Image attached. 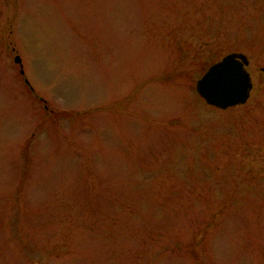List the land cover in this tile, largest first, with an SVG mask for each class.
Segmentation results:
<instances>
[{
  "label": "rangeland",
  "instance_id": "374dc122",
  "mask_svg": "<svg viewBox=\"0 0 264 264\" xmlns=\"http://www.w3.org/2000/svg\"><path fill=\"white\" fill-rule=\"evenodd\" d=\"M0 12V264H264V0ZM232 52L219 110L195 85Z\"/></svg>",
  "mask_w": 264,
  "mask_h": 264
},
{
  "label": "water",
  "instance_id": "95a60500",
  "mask_svg": "<svg viewBox=\"0 0 264 264\" xmlns=\"http://www.w3.org/2000/svg\"><path fill=\"white\" fill-rule=\"evenodd\" d=\"M15 62L20 63L18 57ZM243 63L246 59L241 54L231 53L211 65L196 82L197 93L209 105L220 109L242 104L251 89L249 74ZM264 72V68L262 69Z\"/></svg>",
  "mask_w": 264,
  "mask_h": 264
},
{
  "label": "flooded vegetation",
  "instance_id": "af4514ba",
  "mask_svg": "<svg viewBox=\"0 0 264 264\" xmlns=\"http://www.w3.org/2000/svg\"><path fill=\"white\" fill-rule=\"evenodd\" d=\"M1 13V12H0ZM248 66V65H247ZM264 67H261L260 68V71L262 72V69H263ZM263 73V77H264V72H262ZM252 88H253V85H252ZM252 90V89H251ZM250 93H251V91H250ZM250 93H249V97H250ZM234 107H236V106H234ZM231 108H233V107H231Z\"/></svg>",
  "mask_w": 264,
  "mask_h": 264
}]
</instances>
